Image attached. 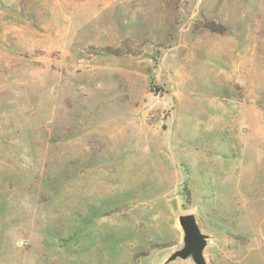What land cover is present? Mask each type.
Instances as JSON below:
<instances>
[{
	"label": "rangeland",
	"instance_id": "374dc122",
	"mask_svg": "<svg viewBox=\"0 0 264 264\" xmlns=\"http://www.w3.org/2000/svg\"><path fill=\"white\" fill-rule=\"evenodd\" d=\"M264 264V0H0V264Z\"/></svg>",
	"mask_w": 264,
	"mask_h": 264
},
{
	"label": "water",
	"instance_id": "95a60500",
	"mask_svg": "<svg viewBox=\"0 0 264 264\" xmlns=\"http://www.w3.org/2000/svg\"><path fill=\"white\" fill-rule=\"evenodd\" d=\"M178 220L185 233L186 245L182 250L177 251L169 261L192 257L196 264H206L204 251L207 247V236L202 233L195 215H181Z\"/></svg>",
	"mask_w": 264,
	"mask_h": 264
}]
</instances>
